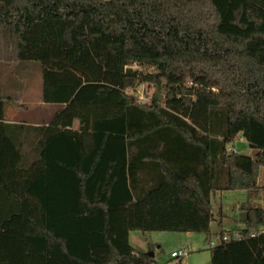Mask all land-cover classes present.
Returning a JSON list of instances; mask_svg holds the SVG:
<instances>
[{
	"label": "trees",
	"instance_id": "obj_1",
	"mask_svg": "<svg viewBox=\"0 0 264 264\" xmlns=\"http://www.w3.org/2000/svg\"><path fill=\"white\" fill-rule=\"evenodd\" d=\"M21 62L62 110L10 124L0 92V264H156L136 232L228 233L211 264H264V207L212 230L217 193L263 191L264 0H0V64Z\"/></svg>",
	"mask_w": 264,
	"mask_h": 264
},
{
	"label": "rangeland",
	"instance_id": "obj_2",
	"mask_svg": "<svg viewBox=\"0 0 264 264\" xmlns=\"http://www.w3.org/2000/svg\"><path fill=\"white\" fill-rule=\"evenodd\" d=\"M0 92L4 96L13 98L16 103H19V100L25 97L27 104L20 112L24 116L25 121L37 122L47 117L42 112V109L35 104L43 96V66L41 63L21 62L9 68L0 64ZM153 92V89L150 90L146 85H142L136 91L131 92V94L136 97L138 95L143 96L146 104H148ZM55 108L57 107H53L51 112ZM244 145H246V142L241 139L235 145H231V147L235 146L240 152L247 153L249 149ZM261 180L262 184H264V170L262 169L260 171ZM247 199L249 200V196L246 192L228 191L217 193L213 199V206L216 216H218V212L222 207L225 209L224 229L231 230L234 228L239 230L244 228L245 220H242V224L240 223L241 213L239 208L246 210L249 207H264V194L260 199L252 200L250 204ZM244 212L242 216L246 215ZM218 218L220 217L218 216ZM213 230L216 233L220 232L221 228L214 224ZM218 240L213 241L219 245ZM130 243L134 249L141 253H152L150 250L153 248L156 264H178L171 259V254L174 250H183L187 253L181 264H211L212 262L208 238L202 234H143L136 232L132 235Z\"/></svg>",
	"mask_w": 264,
	"mask_h": 264
},
{
	"label": "crops",
	"instance_id": "obj_3",
	"mask_svg": "<svg viewBox=\"0 0 264 264\" xmlns=\"http://www.w3.org/2000/svg\"><path fill=\"white\" fill-rule=\"evenodd\" d=\"M43 97V96H42ZM19 105H23V107H15V108H12V107H9L7 109V112H6V121L7 123H10V124H20V123H26L28 125H32V126H48L50 124V122L54 119V117L62 110V107L59 106V105H47L43 102V99H39L37 103H35L40 109H42V112L47 115V117L45 119H42L41 121H37V122H32V121H25V118L23 115L20 114L22 108L24 109L25 105L27 104L26 103V99L25 97L22 99L19 100ZM53 107H57L55 108V110H53L51 112V109H53ZM59 107V108H58ZM79 128V122L76 121L75 122V125H74V130H77ZM262 170H264V168H262ZM259 184H260V187L263 188V191L261 192V196H263L264 194V184H262V180L259 181ZM260 196V198H261ZM247 202L250 204V199L248 200L247 199ZM250 206V205H249ZM258 207V206H256ZM222 209V214H223V217L222 218H218V216H216L217 214L215 213L214 211V206H213V214L215 216V219L216 221L213 222L212 224V230H213V225L216 224L219 228H220V222L222 221L223 222V225L225 226V222H224V219L226 218L225 216V209L224 207L221 208ZM245 209H242V208H239V211H240V223L242 224V222L245 220V217L246 215L242 216L243 215V212H244ZM218 212V211H217ZM219 213V212H218ZM245 213V212H244ZM243 218V219H242ZM243 220V221H242ZM237 222V221H236ZM240 224V226H241ZM225 231H235L236 229H231V230H226L224 229ZM213 232L215 233V231L213 230ZM217 234H219V232H216ZM134 233H132L130 235V242H131V239H132V235ZM176 251H179V250H174L173 252H176ZM172 252V253H173Z\"/></svg>",
	"mask_w": 264,
	"mask_h": 264
},
{
	"label": "built area",
	"instance_id": "obj_4",
	"mask_svg": "<svg viewBox=\"0 0 264 264\" xmlns=\"http://www.w3.org/2000/svg\"><path fill=\"white\" fill-rule=\"evenodd\" d=\"M138 100H139V103L146 104L145 98L143 96H139L138 95ZM233 150L236 151V149H233ZM253 237L255 238L257 236L254 235ZM230 241H231V236H230V234L227 233L222 239L217 241V242H219V245L215 241H212L210 246H211V248H215V247H218V246L229 244ZM186 256H187V253L185 251H183V250L176 251V252H173L171 254V258L175 262H177L178 264H180V261L182 259H184Z\"/></svg>",
	"mask_w": 264,
	"mask_h": 264
},
{
	"label": "water",
	"instance_id": "obj_5",
	"mask_svg": "<svg viewBox=\"0 0 264 264\" xmlns=\"http://www.w3.org/2000/svg\"><path fill=\"white\" fill-rule=\"evenodd\" d=\"M152 257H155V255H154V253L152 252V253H149Z\"/></svg>",
	"mask_w": 264,
	"mask_h": 264
}]
</instances>
